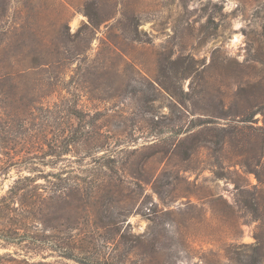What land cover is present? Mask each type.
<instances>
[{
  "label": "rangeland",
  "instance_id": "obj_1",
  "mask_svg": "<svg viewBox=\"0 0 264 264\" xmlns=\"http://www.w3.org/2000/svg\"><path fill=\"white\" fill-rule=\"evenodd\" d=\"M24 223L114 264H264V0H0V255L76 264Z\"/></svg>",
  "mask_w": 264,
  "mask_h": 264
},
{
  "label": "trees",
  "instance_id": "obj_2",
  "mask_svg": "<svg viewBox=\"0 0 264 264\" xmlns=\"http://www.w3.org/2000/svg\"><path fill=\"white\" fill-rule=\"evenodd\" d=\"M97 149L100 148V145H96ZM53 156H57L65 153V151H53ZM102 167H110L107 163H102ZM57 175V174H56ZM27 177H24L26 179ZM35 179L28 176V203L23 204L20 202V205L28 208L33 206L34 204H38L42 199L41 195L34 191L37 185H32ZM26 185H21V188H24ZM76 187V186H75ZM52 189V188H51ZM59 189H53L52 193L47 196L49 199H58L61 197ZM25 210V209H24ZM30 212V211H28ZM21 224V223H19ZM24 223L22 227L16 226L17 229L14 230L13 235L10 236L11 240L17 239L19 242H25L28 240V250H32V248H42V250H47L48 252L56 253V256L60 260H71L76 264H114L106 256V250L109 248V244L111 241L109 237L104 235L95 234V229L86 227V228H78L76 226H65L62 227H53V236L48 237L46 235L41 236L38 232H35L31 229L30 225L28 227ZM26 226V227H25ZM22 230L20 232L19 230ZM36 242H43V245H35ZM260 246L256 245V249H259ZM9 254V253H8ZM159 256L161 253L158 251ZM42 258L44 256H41ZM2 262H7L9 264H50L46 261H37L28 263L26 258L17 257V254L13 252L10 254L8 259H5L3 255H0V264ZM175 262L172 259H166L161 257V261L158 264H174Z\"/></svg>",
  "mask_w": 264,
  "mask_h": 264
}]
</instances>
